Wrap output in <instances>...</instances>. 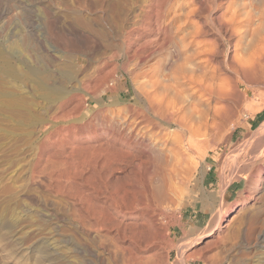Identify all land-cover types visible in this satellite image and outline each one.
<instances>
[{"label": "rangeland", "instance_id": "374dc122", "mask_svg": "<svg viewBox=\"0 0 264 264\" xmlns=\"http://www.w3.org/2000/svg\"><path fill=\"white\" fill-rule=\"evenodd\" d=\"M78 14L86 23H77ZM174 43L192 64L207 68L213 51L221 67L214 83L234 77L227 63L235 54L256 56L259 68L249 75V87L241 84L247 97L228 87L224 102L201 106L206 117L195 122L192 116L189 124L196 129L211 123L213 111L231 115L208 132V140L190 133L180 142L177 135L169 140L162 152L172 162L166 159V180L156 182L149 177L153 166L143 161L150 149L131 141L139 139L135 115L143 93L155 90ZM0 49L21 77L36 64L50 77L41 91L35 80L5 70L0 59V264L263 261L264 193L254 191L253 197L247 185L263 165V146L244 142L241 123L252 121L255 129L264 121V0H0ZM67 67L74 72L61 83L58 71ZM122 149L134 152L132 162ZM159 182L163 196L152 193ZM243 211L253 216L244 219L247 229ZM224 218L230 219L226 227L220 225Z\"/></svg>", "mask_w": 264, "mask_h": 264}, {"label": "bare ground", "instance_id": "6f19581e", "mask_svg": "<svg viewBox=\"0 0 264 264\" xmlns=\"http://www.w3.org/2000/svg\"><path fill=\"white\" fill-rule=\"evenodd\" d=\"M252 1V0H251ZM255 1V0H254ZM260 0H258L259 2ZM244 2V1H243ZM100 3V7L103 6L102 2L101 1H97V4ZM96 3H94V5H92L93 8H98ZM90 5V4H89ZM99 5V4H98ZM262 6V5H261ZM102 12V11H101ZM119 13V11H118ZM51 15V14H50ZM58 17V16H57ZM50 18H53L50 16ZM49 18V19H50ZM76 21L77 23L80 22V23H86V19L84 17H82L80 14L76 15ZM79 24V23H78ZM88 24V27H89V23ZM86 24V26H87ZM82 25V24H81ZM84 26V25H83ZM228 34L231 36H234L236 37V32L234 30V28L230 25H228ZM98 29V28H97ZM98 32L100 30H97ZM103 32L101 31V34ZM99 34V33H98ZM228 35V36H229ZM235 44V43H234ZM236 45V44H235ZM232 51H234V54L236 53L235 52V46H232ZM185 48V47H184ZM256 48V47H255ZM182 48H178L176 46V44H172L169 46V50L167 51L168 54L167 56L164 57V60H163V65L161 66L162 68V71H164V74H163V77L156 80L154 82V86H155V90L153 92H146L144 91V95H143V99L141 100L142 103L140 105V109L137 110V124L136 125H140L138 128H137V133H138V138L137 140L135 141H131V143H135L134 145H138V144H141L143 147H145V149L147 148V151L148 149H150V152L146 153V158L143 160L145 161V163H147V165H152L153 171H151V173H149V177L151 176V180H155L156 182L158 181H162L163 177L164 176V173H163V168L166 167L167 165H170L168 164V162L166 161V159L168 158L167 155H164L162 152L166 146H167V143L170 142L169 140H171V138H176V135L179 137V142H180V138L183 134L185 133H190L192 134L193 136L194 135H202V136H206L207 135V140H208V132L210 131H214V130H219L220 126L222 125L223 121H224V117L225 115L228 116L227 114H225L224 109L222 111L219 110H216L215 112L213 111V115L211 117L212 121L211 123H208V124H205L202 125V127L204 126L203 130L201 131V133L199 134L200 132V128L199 126H196V129L195 128H191V125L189 123H193L191 122L192 120V116L194 117V121L198 122L201 117H206L207 113H206V109H203L201 106L204 104V102L208 101V100H213V99H217V101H222L224 102L223 100H226V96H227V88L228 87H232L231 89L228 88V92L230 90H232V92L234 91L236 93V95H238V98L240 96H242L243 98L247 97V93H246V90L245 91H241V84H246L248 85L249 87V81L248 78H249V75L251 73H253V75H255L254 73L256 72L257 65L258 63V58L256 59L254 57V59H241V58H237L235 57L234 55V58H232L228 63H227V68L228 70H230L233 74H234V77H229V76H226L224 77L223 81L222 82H219V83H214L213 80L218 76V74L220 73L221 71V67L218 65V63L216 64L215 63V60H214V57H213V51L212 52H209L207 54V58H206V61H208L209 63H211L212 65V68H207L208 66H202V65H194L191 63V58L189 55L183 53L184 50H181ZM202 50V49H201ZM215 50V49H214ZM15 51V50H14ZM2 50L0 49V59L2 58L3 61H2V67L11 72V73H14L16 76L20 77V79L22 78H29V79H33L35 80L33 83H36L40 90L42 91V89L45 87V80L47 78H50L48 77V72H45L44 69H42V65H38L36 64L35 66H32V67H25L26 70L24 72V75L21 77L20 74L18 75L17 71L10 67V64L8 62V60L4 59L5 57L2 55ZM256 55L258 53H255ZM72 55V54H71ZM253 55V54H252ZM251 55V56H252ZM6 56V55H5ZM10 57V56H9ZM74 57V56H73ZM253 57V56H252ZM260 57V56H259ZM68 58L71 59L70 55L68 56ZM67 58V59H68ZM73 59V58H72ZM261 59V57H260ZM66 60V59H65ZM63 60V62L65 61ZM37 61V60H36ZM68 61V60H67ZM70 61H68L67 63H69ZM74 62V61H73ZM71 63V64H74V63ZM37 63V62H36ZM61 64H62V61H61ZM59 64V65H61ZM58 65V66H59ZM204 65V64H203ZM64 66V65H63ZM61 66V67H63ZM69 67V65H66ZM55 67V66H54ZM60 67V66H59ZM58 67V68H59ZM67 67V68H68ZM73 67V66H72ZM260 67H262V65L260 64ZM48 68V67H47ZM207 68V69H206ZM71 69V67H70ZM74 69V68H73ZM209 69V70H208ZM262 69V68H260ZM53 70V69H52ZM75 70V69H74ZM50 71V70H48ZM55 71V70H54ZM58 71V70H57ZM71 72H74V71H70L69 68L68 69H63V68H60L59 71H58V74L60 76V81L61 83L62 82H65L66 80H68L69 78L72 77V73ZM260 72V71H259ZM258 72V73H259ZM10 73V74H11ZM54 74V73H53ZM57 74V73H56ZM257 74V72H256ZM259 75V74H258ZM262 75V74H261ZM74 77V76H73ZM258 77V76H257ZM262 77V76H261ZM259 76V78H261ZM75 78V77H74ZM56 79V76L55 78ZM155 79V78H154ZM258 79V78H257ZM256 80V79H255ZM32 81V80H31ZM48 81V80H46ZM57 81V80H56ZM69 81V80H68ZM50 82V81H49ZM57 83V82H56ZM59 83V82H58ZM66 83V82H65ZM55 84V83H54ZM151 86V85H150ZM54 87V86H53ZM63 87V86H62ZM146 87V86H145ZM51 88V86H50ZM56 88V87H54ZM64 88V87H63ZM62 88V90H63ZM58 89V88H57ZM56 89V90H57ZM66 89V87H65ZM151 89V88H150ZM39 90V89H38ZM46 90V89H44ZM49 91V88L47 89ZM52 90V89H51ZM55 90V89H54ZM59 90V89H58ZM57 90V91H58ZM60 90V91H62ZM253 90V88H252ZM44 92V91H43ZM47 92V91H46ZM45 92V93H46ZM54 92V91H53ZM231 92V91H230ZM50 93V91H49ZM59 93V92H58ZM62 94H64L63 92H61ZM67 92H65L64 95H66ZM232 94V93H231ZM241 94V95H240ZM48 95V94H47ZM51 95V94H50ZM54 96L57 95V94H53ZM235 95V97H236ZM46 96V95H45ZM53 96V97H54ZM60 96V95H59ZM230 96V95H229ZM234 96V95H233ZM52 97V96H51ZM50 97V98H51ZM62 97V96H61ZM66 97V96H65ZM49 98V97H47ZM58 98V96H57ZM63 98V97H62ZM142 98V97H141ZM237 98V97H236ZM250 98V97H249ZM53 99V98H52ZM51 99V100H52ZM59 99V98H58ZM233 99V98H231ZM230 99V100H231ZM229 100V99H228ZM227 100V101H228ZM229 100V101H230ZM234 100H237L236 102H238V99H235ZM241 100V99H240ZM247 100V99H244L243 102ZM62 101V100H61ZM228 101V102H229ZM226 102V101H225ZM9 104H12L10 101L8 102ZM230 104V103H228ZM225 106V104H223ZM230 106V105H229ZM201 107V108H200ZM231 107V106H230ZM219 108V107H218ZM217 108V109H218ZM229 108V107H228ZM131 109V108H130ZM134 109V108H133ZM129 110V108H128ZM132 110V109H131ZM215 110V109H214ZM229 110V109H228ZM133 111V110H132ZM231 111H232V107H231ZM136 112V111H135ZM229 112V111H228ZM227 112V113H228ZM233 113V111H232ZM134 116V117H135ZM233 116V114H232ZM136 118V117H135ZM228 118H231V115H229ZM227 118V120H228ZM133 119V118H132ZM197 119V120H196ZM205 119V118H204ZM191 120V121H190ZM206 120V119H205ZM131 122V121H130ZM206 122V121H204ZM136 123V122H135ZM238 123V122H237ZM251 123L252 121H249L248 123H241L242 124V136L244 137V142L246 140L249 141L248 143H250L249 145H252V147H257V146H263L262 148V153H263V156H264V121L261 122L259 125H257V127L255 129H250L251 128ZM134 125V123H132ZM199 124V123H197ZM128 125V124H127ZM131 125V124H129ZM129 125L127 128H129ZM113 126V125H112ZM111 126V127H112ZM125 126V125H124ZM122 126V127H124ZM174 126V129L175 131H172L174 132V134L170 131H168L167 129L170 128V127H173ZM194 126V125H193ZM136 128V126H135ZM116 130V129H115ZM119 131V129H117ZM123 130V129H122ZM131 133L133 131V128H129L128 129ZM167 130V131H166ZM116 131V132H118ZM125 131V130H124ZM113 133V132H112ZM111 133V134H112ZM125 133V132H123ZM136 133V132H135ZM134 133V134H135ZM219 133V132H218ZM118 134V133H117ZM122 134V132L120 133ZM173 134V135H172ZM125 135V134H124ZM129 136L130 133L127 131V134L126 136ZM137 135V134H136ZM214 135V134H213ZM125 136V137H126ZM133 134L130 136L132 137ZM187 136V134H186ZM185 136L184 139H186L187 137ZM129 137V138H130ZM191 137V136H190ZM213 137V136H212ZM211 137V138H212ZM136 138V137H135ZM189 138V137H188ZM196 139V137H194ZM203 138V137H202ZM197 139V142L198 141H201L204 139ZM210 138V139H211ZM134 139V138H133ZM177 139V138H176ZM182 139V140H184ZM190 139V138H189ZM126 140V138H125ZM191 140V139H190ZM130 141V140H128ZM188 141V140H186ZM204 141V140H203ZM105 142V141H104ZM103 142V143H104ZM115 142V141H114ZM126 142V141H125ZM124 142V143H125ZM174 142V140L172 141ZM175 142H178V141H175ZM102 143V144H103ZM111 143V142H110ZM113 143V142H112ZM187 143V142H185ZM252 143V144H251ZM100 143V145H102ZM118 144V143H117ZM123 144V143H122ZM130 144V143H129ZM99 145V146H100ZM107 146L108 144H106V142L104 143L103 146ZM112 145V144H111ZM114 145V143H113ZM112 145V146H113ZM90 146V145H89ZM103 146H101L103 148ZM169 146V144H168ZM139 147V146H138ZM142 147V148H143ZM198 147V146H197ZM93 148V147H91ZM106 148V147H105ZM169 148V147H167ZM166 148V151L168 150ZM190 151L193 152L194 150V146H192L189 142L188 144V147H187ZM106 149H112V147H108ZM120 149V147H119ZM117 150V148L115 149ZM125 150V149H124ZM124 150L122 149L121 151H123V155H125V160H132L135 158L134 156V152L133 153H130L132 151H128L126 150V154L124 153ZM131 150V149H130ZM142 149H140L141 151ZM105 151V149H104ZM108 150H106L107 152ZM113 151V150H112ZM118 151V150H117ZM116 151V152H117ZM146 151V152H147ZM195 153L197 152L196 150H194ZM109 152V151H108ZM107 152V153H108ZM90 153V152H89ZM106 153V154H107ZM111 153V151H110ZM110 153L108 155H110ZM114 153V152H113ZM119 153V151H118ZM89 155V154H88ZM112 155V154H111ZM117 155V154H116ZM119 156L121 155V152L118 154ZM193 155V154H192ZM115 156V155H114ZM127 156V158H126ZM166 156V158H165ZM98 157V156H97ZM109 157V156H108ZM108 157L106 159H108ZM118 157V156H117ZM121 157V156H120ZM195 157V156H194ZM78 158V157H77ZM110 158V157H109ZM258 158V157H257ZM123 158L121 157V160ZM169 159V158H168ZM167 159V160H168ZM111 160V159H110ZM116 160V158H115ZM118 160V159H117ZM116 160V161H117ZM142 160V159H141ZM123 161V160H122ZM131 161V162H132ZM171 161V159H169V162ZM180 161V160H179ZM177 161V163L179 162ZM118 162V161H117ZM172 162V161H171ZM183 163V162H182ZM179 164V163H178ZM177 164V165H178ZM174 165V164H172ZM190 165V164H189ZM175 168L177 167H174V168H171L172 170H174ZM176 170V169H175ZM255 171H256V176H250V178H248V190L252 193V196L254 197V194L255 192H259L260 191H263L262 193H264V158H263V165L262 164H259L255 167ZM91 172V171H90ZM263 174V175H262ZM259 175V176H258ZM148 177V178H149ZM161 179V180H160ZM170 179V178H168ZM166 180L165 178L163 179V181ZM155 181H153V183H155ZM68 183H69V180H68ZM171 184V181L168 180L167 184ZM263 183L262 187L261 184ZM157 184V183H156ZM154 184V185H156ZM162 184H164L162 182ZM160 182L159 184L151 189L150 191H152V193L154 192V194H159L161 195L162 192L161 190H163L161 188V185H162ZM154 185H151L154 187ZM171 185H168V189L170 190L171 189ZM173 186V185H172ZM174 189V188H173ZM164 191H165V188H164ZM255 191V192H254ZM261 193V192H260ZM258 193V195L260 194ZM151 194V192H150ZM261 195V194H260ZM163 196V195H161ZM158 197V195H157ZM262 197V195H261ZM115 203V202H114ZM133 204V203H132ZM131 204V205H132ZM211 204V203H210ZM130 205V206H131ZM134 205L136 206V203H134ZM138 205V203H137ZM253 205V204H252ZM129 206V207H130ZM81 207V206H80ZM211 207V206H210ZM133 208V207H132ZM244 208V207H243ZM250 209V207H248ZM82 209V207H81ZM80 209V210H81ZM246 209V207H245ZM248 209V210H249ZM42 210V209H41ZM79 210V208H78ZM128 210H131V209H128ZM136 210V209H135ZM215 211V207L213 209ZM217 210V209H216ZM83 211V210H82ZM233 211V209H230V212L231 213ZM116 212V210H115ZM118 212V211H117ZM121 212V211H120ZM123 212V211H122ZM212 212V211H211ZM216 212V211H215ZM215 212L213 214H215ZM240 211H238L239 213ZM248 212V211H247ZM247 212L246 211H243L242 215H241V218H242V222L244 224V226H246V221L248 216H247ZM250 212V211H249ZM248 212V213H249ZM81 213V212H80ZM79 213V215H80ZM100 213V212H99ZM218 213V212H217ZM228 213V214H229ZM85 214V213H84ZM227 214V215H228ZM241 214V213H240ZM88 215V214H87ZM97 215V214H96ZM226 215V216H227ZM235 215V214H234ZM239 215V214H238ZM237 215V216H238ZM252 215V213H251ZM256 214H254L255 216ZM214 216V215H213ZM236 216V215H235ZM80 219L84 220L85 219V216H81L80 215ZM216 217V216H214ZM229 217V216H228ZM232 217V216H231ZM253 216H250L249 218H251ZM248 218V219H249ZM228 218H224L222 224H220L221 226L223 227H226L230 224V219L227 220ZM245 219V220H244ZM256 219V218H255ZM213 220V219H212ZM233 220V219H232ZM250 220V219H249ZM248 220V221H249ZM227 221V222H226ZM253 221V220H252ZM212 222V221H211ZM214 222H217V220ZM213 222V223H214ZM240 223V225H241ZM251 223V222H249ZM130 224V223H129ZM127 224V225H129ZM126 225V226H127ZM133 225V224H132ZM219 223L218 224H215L214 226H211L209 229H208V233H212L214 230L218 229L219 228ZM239 225V226H240ZM250 225H254L253 223H251ZM264 225V223H263ZM249 226V224H248ZM253 226H250V229L253 230V228H251ZM238 228V227H237ZM246 229H247V226H246ZM249 229V228H248ZM252 230L250 231H246V232H251ZM262 231H264V229H262ZM245 227H240L239 228V234H243V236L245 235ZM248 233V234H249ZM246 233V236L248 235ZM250 235V234H249ZM248 235V237H249ZM255 235V234H254ZM258 235V234H257ZM251 236V235H250ZM255 238H257L255 236ZM259 238L261 239L260 242L264 243V233L260 234L259 235ZM247 239V237L245 238ZM244 239V240H245ZM243 240V239H242ZM252 240V239H251ZM245 242V241H244ZM249 242V241H248ZM261 244V243H260ZM262 246V245H261ZM246 248V247H245ZM241 249V248H240ZM239 249V250H240ZM54 250V249H52ZM50 250V251H52ZM239 250H237L239 252ZM50 253V252H49ZM47 255V254H46ZM45 255V256H46ZM242 260V259H241ZM240 260V261H241ZM239 262V261H238ZM236 262V263H238ZM243 262V261H242ZM246 262V261H245ZM260 262V261H259ZM258 262V263H259ZM139 264V262H137ZM134 264V263H133ZM149 264V263H148ZM241 264H244V263H241ZM259 264H264V259L263 261L261 260V263Z\"/></svg>", "mask_w": 264, "mask_h": 264}]
</instances>
